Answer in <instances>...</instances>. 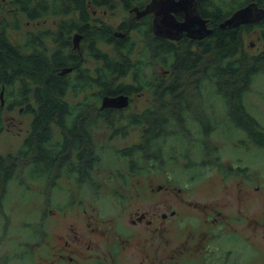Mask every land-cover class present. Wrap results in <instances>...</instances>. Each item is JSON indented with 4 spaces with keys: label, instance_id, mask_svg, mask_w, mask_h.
I'll return each instance as SVG.
<instances>
[{
    "label": "flooded vegetation",
    "instance_id": "flooded-vegetation-1",
    "mask_svg": "<svg viewBox=\"0 0 264 264\" xmlns=\"http://www.w3.org/2000/svg\"><path fill=\"white\" fill-rule=\"evenodd\" d=\"M203 1L205 0H196L198 10L196 13L200 15L199 21L204 19L206 28L208 30L212 28V31L199 32L200 22L197 23L195 21L190 25L193 29H197L194 35L186 32L172 37L161 35L162 27L155 28L154 10L150 9L143 13V10L151 3V0L145 5H137L139 12L143 15H140L133 8L127 10L131 13V18L122 20L118 24L119 27L123 26L125 31L116 29L115 34L120 37L130 36L133 38L139 35V40L131 57L132 61L140 56V51L143 48L142 37L136 30V25L140 24L144 17L151 16L152 33L156 38L167 39L174 43L175 50L168 54L157 53L155 55L157 59L147 66L149 67L147 75L150 80H147L143 89L137 90L132 87V85L136 84V81L134 73L132 74L129 71L126 75L122 74L123 78L120 76L119 81L131 86L128 88L130 92L105 93L97 104L96 97L86 95V93L91 91L88 83L80 77L83 73L82 70H85L90 76H96L98 59L95 49H91L90 46L93 42H96L94 40L97 38L92 39L93 41L88 43L85 48L80 49L77 46L80 38L89 39L96 26L92 27L88 36L81 35L78 30L72 33L73 49L71 52L76 57L79 54L81 71L75 65L60 68L45 67L37 70L27 68L26 77L29 81L30 91L26 92L21 104L14 105L9 110H4L5 119L6 111H14L16 109L30 118L28 128L25 131L19 130L17 132V136L20 137V143L16 154L12 155L13 157L18 160V150L22 147L32 130L34 114L39 113L41 105L35 102L36 92H38L40 98L48 97L54 101L58 115H63L66 109L77 103L82 101L91 102L90 100L95 98L96 108L102 113H109L110 117L113 118L114 125L109 126L106 122H101L99 126L91 129L93 149L84 152L83 157L80 156L83 152L82 148H71L66 151L60 159L59 166L62 170L54 173L51 179V181L58 180L61 186L52 185L51 187L64 189V179H67L68 182L77 186L79 190L86 185H90L92 191L96 192L98 198L102 200L107 198L103 194L102 186H99V184H102L101 180L114 183L117 181L122 182V186L125 187L127 183H137L145 179L144 185L149 186V189L144 186L142 192H136L135 194L142 199V205L135 203L128 209H122V212L118 213L116 217L103 216L99 211L102 208L101 206L98 209L94 207L95 212L91 211L93 209L92 205H95L96 202H86L83 198H78L74 205L75 207H80L78 211L81 213L82 221L77 226L73 223L68 224L59 234L44 241L42 254L46 258L45 264H231L233 260L234 264H256L245 253L248 248L253 247V239L257 240L259 235L257 233L254 236L251 235L253 230L258 232L259 229L251 228V226H257L258 224L262 226L263 223L256 217L255 212L247 203L246 194L249 193L248 196L253 194L252 191H247L252 185L254 189H260L262 186L254 184V180L259 177L255 169L257 157L252 161L242 152L238 154L239 150L242 149L244 151V149L248 148V144L250 146L256 144V134H251V131L245 130L248 136L238 137V135H231V130L244 129L230 125L237 123L246 124L259 131L263 124L251 111L261 124L259 129L246 120L241 121L240 119L244 113L239 110L232 111L230 104L235 101L230 100V97L204 95V87L207 85L204 78L207 77L211 53L217 54L216 58L221 59L222 55L232 53L231 48H235L233 54L237 57L241 52H247L242 45V31L245 30L251 33L255 28L260 27L263 37L264 17L243 23L241 24L242 26L238 27H222L221 22H215V19L208 16V12L203 10ZM252 1L247 0L240 7L248 5ZM256 2L260 8H264V5L260 4L259 0H256ZM94 8L92 6L91 10H94ZM157 9L159 8L157 7ZM257 11H261V9H255V12ZM175 17L177 21L185 20L184 16L178 12ZM92 18V23L95 25L93 13ZM60 19L59 17L56 22L57 29ZM218 26L235 31L236 28L240 27L236 36L234 34L235 39L239 43L235 42L234 45L237 46L234 47L219 48L215 46L218 39L216 38V44L213 45L212 51L209 53V51H206L207 46L210 42H214V39H210V35ZM177 29L175 28V30ZM56 30L50 29L49 31ZM45 38H49L51 43L48 44ZM43 39L49 46L55 45L51 35L47 34ZM101 48L104 49L103 51H109L112 46H109L108 49ZM261 52H264V49H259L257 52L251 53V55H257ZM124 53L126 54V52ZM17 63L19 65L18 61ZM170 73H173V76ZM128 76H131L130 80L127 79ZM49 80H51L50 83ZM50 86L52 89H50ZM170 86L171 88H169ZM145 89L151 90L155 98L165 99L168 95L172 96L171 100L167 102L166 112H157L151 105L141 111L130 110L135 95ZM168 89H172V91H168ZM219 89L220 93H222L223 89L220 87ZM207 90L209 94L210 92L216 93L215 91H210V89ZM188 91L189 95L181 96L177 101V94ZM121 95L128 98L126 105H104L106 97L115 98ZM3 96L4 89L0 91L2 106L5 104ZM213 96H217L215 99L216 103H222L223 108L224 106L227 107L226 116L223 117L221 122L217 120L221 118H214L217 113L214 110L219 111L222 107H218L215 104V108L211 102ZM28 99L29 101H27ZM25 101L27 103L24 104ZM198 102H201L202 106ZM136 115L146 119V122L133 123L131 118ZM163 115L166 117H163ZM169 118L178 120L179 124L173 135L166 136V139H164L160 135V131L166 133L163 124ZM151 123L155 124V127ZM6 126L7 120L5 130L7 129ZM102 127H107L105 133L108 134V142H98L96 140V131ZM135 127L140 128L138 140L121 142L120 138L127 139L131 134L132 128ZM218 128L226 129L227 134L230 135L223 141L221 146L223 150L225 145L229 146L231 154L235 156V165H228V167L219 166V162L223 157L217 151H220L221 146H216L217 141L215 140L209 143L211 133ZM54 129L55 136L60 138L62 136L60 127L55 125ZM4 131L0 133H7ZM10 136L12 138L11 134ZM17 136L14 138H17ZM186 146L187 148L185 149ZM108 153L112 155L116 164L109 172H106L102 171L101 167ZM196 154L200 155L199 159L195 158ZM90 156L94 159V162L88 161ZM215 161L216 164L213 166ZM88 165L92 166L89 171L84 168ZM78 167L83 168L75 169ZM214 167L223 173L225 179L235 176L236 188L245 195V203L248 208L245 210L238 208L240 200H236V209H230L231 200L227 202L218 200L220 197L218 192L212 193L209 195L208 200L201 202L198 199H194L193 192L183 189L181 184L184 182L190 183L198 179L209 178ZM98 169L101 172L99 176L97 175ZM156 173L164 174L165 181L169 183H158L155 185ZM222 182L221 193L227 192L228 196H230V188H227L229 184L225 180ZM51 187H45L46 191L51 193ZM164 190L168 195L160 196L159 193ZM117 192L119 191L116 190L112 193L116 197V207L121 208L123 203L120 202L121 195L117 194ZM120 193L122 194V192ZM53 196H56V194L53 195L51 193L50 197ZM127 196V200L133 197L132 194H127ZM107 202L112 205L109 199H107ZM85 203H89V211L87 208H83ZM229 220H236L238 226L231 228ZM243 225L250 228L246 234L240 230ZM193 226L199 228L194 229ZM227 227H229V230L226 229ZM43 228L42 225L40 231ZM227 234H229V237L237 239L236 246L239 245L241 248V255L238 257L234 254L236 246L235 248H229L224 255L216 254L217 243L224 239ZM45 235L46 232H44ZM210 252L214 253L210 254ZM30 264L37 263L33 261Z\"/></svg>",
    "mask_w": 264,
    "mask_h": 264
},
{
    "label": "trees",
    "instance_id": "trees-1",
    "mask_svg": "<svg viewBox=\"0 0 264 264\" xmlns=\"http://www.w3.org/2000/svg\"><path fill=\"white\" fill-rule=\"evenodd\" d=\"M10 1L26 14L28 20L36 21L44 16H58L61 19L56 31L47 30L37 34L27 29L22 32L21 40L15 41L10 38L7 32L9 22L5 17L0 16V91L4 89L3 99H5L4 106L1 105L2 100L0 99V132L5 130L6 125L4 110H9L14 105L21 104L26 92L30 91L29 81L26 77L27 68L37 70L45 67L60 68L75 65L80 71L82 70L80 68L81 59L78 58L79 54L76 57L71 52L73 49V38L71 37L76 30L83 36H88L91 33L92 27H95L92 23V6L115 9L120 4L125 10H128L137 5H145L150 0ZM259 1L260 4L264 5V0ZM246 2L247 0H205L202 2V6L203 10L208 12V16L213 17L215 22L220 23L230 17ZM2 5L3 0H0V9ZM15 27L20 28L18 22H15ZM118 29L125 31L123 26ZM238 29L236 28L235 31L230 28L216 27L210 35V39H214V42L209 43L206 51H209V53L212 51L213 45L216 44V38H218L216 47L237 46L234 43L238 44L239 41L235 39L234 34L236 36ZM102 30H106L103 36L109 46H112V49L103 51L104 49L93 42L90 48L95 49L97 54L96 76H90L85 70H82L83 73L80 77L88 83L91 91L86 95L96 97V104L105 93L130 92L128 88L131 86L119 81L120 76L122 74L126 75L129 71L132 74L134 73L136 81V84L132 87L137 90L143 89L147 80H150L147 75L149 70L147 66L157 59L155 55L157 53L168 54L175 50L174 43L170 40L158 39L153 35L151 16L144 17L143 21L136 25V30L142 37L143 48L140 51V56L134 61L131 60V57L135 51L139 35L134 38L117 36L115 34L116 29H113L111 25H104ZM262 31L264 37V27ZM47 34L51 35L54 46H49L43 39ZM234 49L231 48L232 53L222 55L221 59L216 58L217 54H210L209 69L206 74L207 77L204 78L207 85L204 89L216 92H210L208 95L230 97V100L235 101L230 105L236 104L238 110L244 113L240 120H246L259 129L261 124L249 111L247 105L244 104V94L250 89L254 77L259 73H264V52L257 55L241 52L237 57L233 54ZM170 74L173 76V73ZM219 87L223 89L222 93H220ZM50 89H52L51 86ZM168 91H172V89H168ZM189 94V91L177 94L176 99L178 101L179 97ZM90 101L77 103L66 109L63 115H58L52 99L48 97L40 98L38 92L35 93V102L36 104L40 103L41 106L39 113L34 114L32 130L28 138L18 150V160L12 155L0 154V210L5 203L7 192H10L14 184L28 191H30L32 183H39L40 187H51L52 185L60 187L61 183L58 180L51 181V179L54 173L62 170L59 165L63 154L71 148H82L83 152L80 156L83 157L84 152L93 149L91 129L99 126L101 122H106L109 126L114 125L113 118L110 117L109 113H102L96 108L95 98ZM131 121L133 123L146 122V119L136 115L131 118ZM178 124L179 122L176 119H166L163 124L166 133L160 131V135L164 139H166V136H172ZM55 125L61 129L62 136L60 138L55 136ZM151 125L155 127V124L151 123ZM259 131L264 136V125ZM88 161L94 162V159L90 156ZM81 168L83 167L75 169ZM84 168L89 171L92 166L88 165ZM25 249V252L22 250L21 254L25 255L30 252V246Z\"/></svg>",
    "mask_w": 264,
    "mask_h": 264
},
{
    "label": "rangeland",
    "instance_id": "rangeland-1",
    "mask_svg": "<svg viewBox=\"0 0 264 264\" xmlns=\"http://www.w3.org/2000/svg\"><path fill=\"white\" fill-rule=\"evenodd\" d=\"M91 11L95 18L94 23L96 27L89 39L84 37L79 39L77 47H80V49L85 48L88 43L93 41L92 39L97 38L94 41H96L101 47L108 49L109 46L105 42V37L103 36L104 31L106 30H102V27L104 25H111L113 29H118V24L122 20L130 19L132 15L120 4L115 9L96 7ZM0 16L5 17L9 22L7 32L10 38L15 41H20L22 32L27 29L37 34L50 29L56 30V22L59 19L57 16H44L40 20H28L26 14L20 11L10 0H3V5L0 9ZM15 22L19 23V29L15 27ZM45 40L48 44L51 43L49 38H45ZM242 45L248 54L257 52L259 49H264V39L260 27L255 28L251 33L245 30L242 31ZM159 73L161 74L160 70ZM121 78H123V76H121ZM127 79L130 80L131 76H128ZM249 88L248 92H245L244 94L245 104L249 111L257 116L260 122L264 125V73L257 74ZM204 95L208 96L207 89H204ZM171 97V95H168L165 99L155 98L151 90L145 89L143 92L135 95L130 110L141 111L151 105L157 112L163 113L167 111V102L168 100H171ZM216 98L217 96H213L211 102L214 106L216 104V106L222 107V103L215 102ZM198 103L202 106L201 102ZM237 110L238 106L236 104L232 105V111ZM214 111L217 112L214 118H221L217 119L221 122L223 121V117L226 116L227 107L224 106V108H220L219 111L216 109ZM163 117L166 116L163 115ZM6 120L7 129L4 132L7 133H0V154L14 156L17 152L18 144L20 143V137L17 136V132L19 130L25 131L28 128L30 118L16 109L14 111H6ZM230 126L244 129L231 130V135H238V137L248 136V133L246 134L245 130H249V132L251 131V134H256V144L254 146L248 144V148L244 149V151H242V149L239 150L238 154L242 152L252 161L257 157L255 169L257 170L259 177L254 180V184H260L262 187L260 189H254L252 185L247 191H252L253 194L248 196L249 193H247L246 200L250 208L255 212L256 217L259 218L263 224L262 226L261 224L251 226V228L254 229L259 228L258 232L253 230L251 235L254 236L256 233L259 235L257 240L253 239V247L248 248L245 254L248 257H251L256 264H264V136L260 131L253 129L246 124L237 123ZM106 128L107 127H102L100 130L96 131V140L98 142H105L108 140V134L105 133ZM139 129V127L132 128L130 136L127 139L120 138V141L125 143L138 140ZM10 134L12 135V138ZM15 136H17V138H14ZM228 136L230 135L227 134L226 129H215L211 133L209 143H212L213 140H215L217 141L216 146H221ZM186 148L187 146L185 149ZM211 149L213 150V148ZM222 150L223 148L221 146L220 151H217V153L223 157L219 162V166L228 167V165H235V156L231 154L232 152L229 149V146L225 145L224 150ZM195 158L199 159L200 155L196 154ZM115 164L116 161L112 155L108 153L103 161L101 170L109 172ZM214 164H216V161L213 163V166ZM212 170L209 178L198 179L190 183L184 182L181 184L183 189L193 192L194 199H198L201 202L208 200L209 195L212 193L218 192L220 194L218 200L224 202L231 200L230 209H236V200H240L238 208H243L244 210L248 208V205L245 203V195L239 192L236 188L234 180L235 176L225 179L223 173L218 171L217 168L214 167ZM99 174H101V172L98 169L97 175L99 176ZM156 175L157 176L154 180L155 185L158 183H169L165 181L164 174L156 173ZM223 180L229 184L227 188H230V196H228L227 192L224 194L221 193ZM64 181V189L51 187V193L53 195L56 194V196L53 197H50L51 193L47 192L45 187H40V185H38L39 183H32L30 191L24 190L14 184L10 192H7L5 203L0 210V264H30L33 263V261L37 264H45L46 258L42 254L44 241L59 234L68 224L73 223L77 226L82 221L81 213L78 211L80 207H75L74 205L78 198H83L86 202H96L95 205H92L93 209L91 211H94V207L98 209L101 206L102 208H100L99 211L103 216L110 215L113 217H116L118 213L122 212V209H128L135 203L141 205L143 203L142 199L135 194L136 192L143 191L145 179L144 181H138L140 183H127L125 184V187L122 186V182L117 181L114 183L101 180L102 184H99V186H102V191H104L103 194H105L106 198L112 202V205L107 202V199L100 200L97 193L92 191L90 185H86L79 190L77 186L68 182L67 179H64ZM145 187L149 189L148 185ZM116 190L119 191L117 194L121 195L119 199L120 202L123 203L121 208H117L115 204L116 197L112 192ZM120 192H122V194ZM127 194H132L133 197L127 200ZM159 195L165 196L168 194L165 193L164 190L161 191ZM83 208H87L89 211V203H85ZM229 221L231 223V228L238 226L236 220ZM42 225L44 228L40 231ZM193 228L198 229L199 227L193 226ZM226 229L229 230V227ZM249 229L250 228L245 225L240 228L245 234ZM44 232H46L45 236ZM236 243L237 239L234 237L231 238L229 237V234H227L224 239L217 243L216 254H226L229 248H235ZM27 246H30V252L25 255L21 254L22 250L25 252ZM212 253L214 252H210V254ZM234 254L237 257L241 255V248L239 245L236 246ZM234 263L233 260L231 264Z\"/></svg>",
    "mask_w": 264,
    "mask_h": 264
},
{
    "label": "water",
    "instance_id": "water-1",
    "mask_svg": "<svg viewBox=\"0 0 264 264\" xmlns=\"http://www.w3.org/2000/svg\"><path fill=\"white\" fill-rule=\"evenodd\" d=\"M150 9L155 12V28L162 27L161 35L172 37L176 34L180 35L183 32L194 35L197 29H193L190 25L195 21L197 23L200 22L199 32L212 31V28L209 30L206 28V21L204 19L199 21L200 15L196 13L198 11L196 0H151V3L143 10V13ZM255 9H261V11L255 12ZM133 10L143 15L139 12V7L136 6ZM177 12L184 16V21L176 20L175 15ZM263 17L264 8H260L256 0H253L248 5L238 8L230 17L223 20L221 26L238 27L243 23L252 22L255 19L259 20ZM175 28L178 29L175 30ZM127 103L128 98L122 95L115 98L106 97L104 99V105L124 106Z\"/></svg>",
    "mask_w": 264,
    "mask_h": 264
},
{
    "label": "bare ground",
    "instance_id": "bare-ground-1",
    "mask_svg": "<svg viewBox=\"0 0 264 264\" xmlns=\"http://www.w3.org/2000/svg\"><path fill=\"white\" fill-rule=\"evenodd\" d=\"M247 25V24H246ZM250 25V24H249ZM242 26V25H241ZM240 28V27H239Z\"/></svg>",
    "mask_w": 264,
    "mask_h": 264
}]
</instances>
